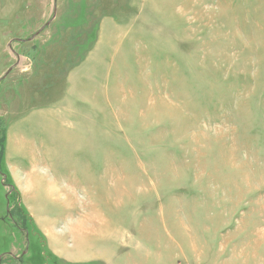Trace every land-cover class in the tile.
<instances>
[{
  "label": "rangeland",
  "instance_id": "1",
  "mask_svg": "<svg viewBox=\"0 0 264 264\" xmlns=\"http://www.w3.org/2000/svg\"><path fill=\"white\" fill-rule=\"evenodd\" d=\"M0 264H264V0H0Z\"/></svg>",
  "mask_w": 264,
  "mask_h": 264
},
{
  "label": "clouds",
  "instance_id": "2",
  "mask_svg": "<svg viewBox=\"0 0 264 264\" xmlns=\"http://www.w3.org/2000/svg\"><path fill=\"white\" fill-rule=\"evenodd\" d=\"M71 126L72 125L69 124V127ZM50 173V167L45 164L32 165L28 170L23 171L21 175V183L18 185L21 194L24 195L35 190L37 182L34 180V176L40 181H44L49 177Z\"/></svg>",
  "mask_w": 264,
  "mask_h": 264
}]
</instances>
